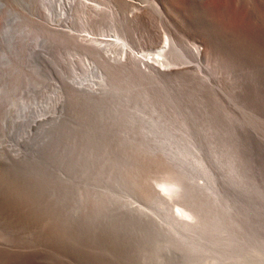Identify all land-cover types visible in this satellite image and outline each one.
Instances as JSON below:
<instances>
[{
    "label": "bare ground",
    "instance_id": "6f19581e",
    "mask_svg": "<svg viewBox=\"0 0 264 264\" xmlns=\"http://www.w3.org/2000/svg\"><path fill=\"white\" fill-rule=\"evenodd\" d=\"M218 1L214 7L226 0ZM146 2L0 0V175L11 180L10 192L17 193L20 178L30 194L0 197V208L28 207L37 195L81 264H145L149 251L158 256L163 249L168 264H264L263 186L249 179L236 139L205 141L235 134L232 122L240 121L211 84L215 71L201 75L199 47L168 20L189 0ZM152 13L170 37L146 54L135 47L162 37L150 30L139 37L136 27ZM23 68L33 76L28 72L20 96ZM51 80L58 81L53 96L43 99L39 87ZM156 156L169 166L158 185L169 196L180 190L182 203L172 205L157 190L141 196L135 180L149 165L138 161ZM87 187L94 191L80 195ZM12 213L7 223L0 213V264H42L12 230Z\"/></svg>",
    "mask_w": 264,
    "mask_h": 264
},
{
    "label": "rangeland",
    "instance_id": "374dc122",
    "mask_svg": "<svg viewBox=\"0 0 264 264\" xmlns=\"http://www.w3.org/2000/svg\"><path fill=\"white\" fill-rule=\"evenodd\" d=\"M126 1L131 4L133 3V5L135 4L136 6H148L149 5V3L146 2V0H126ZM216 1L219 2L218 0ZM216 1L215 0H212V1L211 0H189L188 4H186L185 2L183 5H181L180 10H178L177 15L175 17L173 18L169 17L168 20L171 23L173 21H174L173 22L174 24L176 23L175 25L179 29L180 36L183 39L187 40L188 42H192L196 46L199 47V50L201 51L202 56H203L201 58V62H202L201 65L203 69H205L203 70L201 75L207 76L206 70L211 69L215 71L214 74H211L212 75L211 84L216 89H218V91L219 89L221 90V92L219 91V93H221L222 100L225 102V105L229 110L228 112L229 113L232 112L235 114V119H234L235 121L237 122L240 121V123L238 122L237 124L231 121L232 124L234 125V128L237 129L235 130V134L231 135L229 133V134L222 136L223 134L221 133L220 134L215 133L210 138L205 139V141L212 139L213 142H220L221 138L224 139V138H230V137L231 139H236L238 142L236 154L240 158V160L242 162L245 161L243 163L244 164L246 163L245 165L248 166L246 171H248L247 173L248 177L250 176L249 179L254 182L258 180L257 184L260 186H263V190H264V182H263L264 181V0H229V1L226 0L223 5L221 6L215 5L216 7H214L212 3ZM105 6L106 8L111 10L109 6L107 5H104L102 7L106 9ZM122 9H123V12L125 13L127 8L124 7ZM154 16L155 15L153 13L152 15H149L150 19L148 21L151 23L147 22V25L146 24L144 26L139 25L138 27H136V28H139V29H136L137 34H138L137 36L140 37V36H143L144 34H145L144 36H148L149 30H150L151 32H153V34L156 35V37H158L157 34L159 33V36L162 37L160 43L158 44L156 42L151 43L150 40L144 39L143 43L144 41L145 42L147 41V42L144 44L142 43L141 45H137V47H135L136 51H142L143 53H146V54H148L149 52L155 53L157 52V50L160 49L164 41V38L170 37V36L164 35L166 33L165 26L163 25V23H161V20L159 18L157 19V17L155 16L156 17L155 18ZM32 17L33 19L35 18L38 19L35 16H32ZM40 20L44 22L42 19ZM144 27H147V28L144 29ZM193 64H196V63L193 62ZM23 69L25 71L21 69V73H19L18 75V84L20 86L18 85V88H17L18 91L16 90V93L18 92V95L20 94V96L26 95V91H28V88H29L28 79L32 78L33 76L30 70H28L27 68L26 69L23 68ZM28 72L30 73V75H32L31 77ZM55 80H51V81H48V83H44V85H40L39 88L42 89V90L40 89V91H42L40 92V94L42 93L43 99L45 97L48 98V96L50 97L51 95L53 96V93L51 91L55 90L56 85L58 83V81L56 82ZM52 82L54 83V85H52L53 84ZM43 86H44V89H43ZM22 91H23V94H21ZM211 97H213V95ZM43 99H41L42 102L44 101ZM48 114H51V115H48ZM48 114L46 115L48 117L46 116L44 117L49 118V117L54 116L53 112L48 113ZM237 119H240V120H237ZM236 125H238V127H236ZM252 127H254V129ZM122 139H123L122 137H118L116 139L117 143L121 141ZM242 147H245V148H242ZM218 148L220 149L219 146ZM219 149H218V152H219ZM242 150L245 151L243 152L244 155L241 154ZM218 155L221 156L220 154ZM158 157L157 156L155 158L153 157L154 159L153 158L152 159L154 161L152 159H151L152 161L149 160V158H145L146 161H144L145 159L142 160V163L141 161H138L142 165L141 166L142 169L144 168V166L149 165L147 169L145 167L146 170L145 169L141 170V172L143 173V174L142 173L140 174L141 176L139 175L141 178H137V180H135L137 181L136 182L137 186L139 183H140L139 186H141V183L144 180L143 181L144 184L142 185L141 188L138 186V190L139 192L141 191L140 193L141 196L145 195L144 198H147V196L149 198V196L154 192V190H157L159 193L162 192L161 195L166 196L168 198L171 197L170 199H171L172 205H176V204L178 205V203H182L183 201V194L180 192V190L179 192H175L176 195L172 194V196H169V195H166L165 191H162L163 189L159 186L160 180H157V179L158 177L161 176L162 171H164L165 168L168 169L169 166L165 162L160 164L159 162H163V159L161 157L159 158ZM243 158L245 159L243 160ZM155 163H157L156 164L157 166L160 165V169H159V166L158 168H156L157 166H155ZM151 165H153L155 169L154 172L152 171L153 168ZM161 167H163L162 168L163 170L161 169ZM249 168H251L252 171H250ZM106 169H109L107 165H106L105 170ZM146 171L148 174L146 173ZM142 175L143 176L145 175L143 177V180H142ZM1 176L2 174L0 175V190H1L0 197L1 198L6 197L7 199H12L14 195L16 196V194L18 197H20L19 199L28 198V196L30 195L29 191L27 190V188H25L26 186L25 183L20 182L21 181L20 178H18L19 187H18L17 193H14V191L10 192L11 189L9 188L10 186L9 184H11L9 182H11V180L9 178H6L5 176H2L1 178ZM251 176H253L252 177L253 180L251 179ZM22 178L23 177H21V179ZM259 181L260 183L261 182L262 183L260 184ZM166 183L171 184V182H167V181ZM200 183H204V182H200ZM72 187H75V186L73 185ZM92 187L90 189V192H88L89 187H87V188H83V190H80L79 194L81 195V193H83L84 195L86 191L88 193H91V191H94ZM146 187H148L150 192H148L149 190L146 189ZM142 189L143 190L146 189V190L143 192ZM146 191L148 193H146ZM96 192H98V190ZM24 195H27V196H24ZM35 197L37 198V195ZM35 197H34L35 199L34 203L31 205L28 204V207L26 203H24L23 205L22 204L23 202L20 201L23 207L19 205V208L16 211H14L15 209L12 210V208H10L8 205H5L4 208L1 207L0 213H4L5 215V218L3 217L4 219L2 218L1 220L3 221L2 223L13 222L11 218L9 217L13 211L12 216L15 217L14 219L16 221L15 220L14 221L18 223V226L17 228H12V230L17 229V232L19 233V237L21 238L22 243L23 244L27 243V245H32L33 246L32 250L34 251V253H39L40 255H42L40 256V258L43 259V263L41 262L42 264H46V263L47 264H67V263L68 264H81L82 262L80 261V259L73 256L74 252L71 251L67 247V245L64 243L66 241L64 240L65 238L63 236L64 234H62L63 229L58 225L57 221L54 220L56 216L53 213H51L50 210L49 211L45 210L40 200L38 198L36 199ZM48 200L50 199L48 198ZM141 201H144V200H141ZM29 207H32V210H33L32 213L34 215L30 214L29 216V211H30ZM174 211H176V209ZM176 212H177V215L179 214L182 220H187L191 224H197L199 221V218L197 216L192 215V216H189L188 218L184 216L185 218H183V215H181L178 212V210ZM14 213L17 215L15 216ZM168 250L169 249L167 250L163 249L159 251L158 256H156L155 255L156 253H154L156 251L154 250L149 251L150 257L149 259L147 258L145 264H168L164 257L165 254L168 253L167 252ZM177 254L178 255L176 256L177 258H179V256H181L180 252H177ZM43 255H44V258H46L47 260L43 258ZM171 255H173V253H171ZM199 264H220V263L206 260Z\"/></svg>",
    "mask_w": 264,
    "mask_h": 264
}]
</instances>
